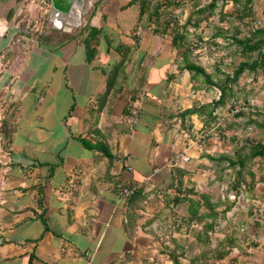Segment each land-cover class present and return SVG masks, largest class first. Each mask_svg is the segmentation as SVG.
Segmentation results:
<instances>
[{"label": "crops", "instance_id": "1", "mask_svg": "<svg viewBox=\"0 0 264 264\" xmlns=\"http://www.w3.org/2000/svg\"><path fill=\"white\" fill-rule=\"evenodd\" d=\"M129 1L91 6L84 0L76 17L61 10L66 19L56 21L60 28L46 29L49 10L40 0H0V264H82L86 253L92 264H173L170 255L181 264H205L208 242L192 230L189 200L176 203L189 186L184 181L179 193L175 169L184 170L182 181L198 172L210 178L202 189L209 206L200 221L203 233L214 222L219 235L223 212L215 205H223L225 194L232 199L227 217L240 221L262 213L264 167H252V182L241 187L228 189L224 179L239 168L228 163L235 158L242 115L229 114L226 100L212 117L182 116L193 105L216 100L220 91L180 68L183 54L173 46L170 28L153 31L162 30L166 17L181 28L210 0H149L141 19L139 3ZM243 1H217L209 16L197 13V26L186 28L184 44L192 29L212 41L215 50L191 52L189 59L213 79L231 73L224 70L230 56L223 54L230 53L234 37L245 36L249 17L263 16L264 0H250L249 11ZM158 4L156 19L151 12ZM35 17L42 19L41 32L15 41ZM92 28L99 32L90 40L95 51L88 59L85 38ZM123 47H129L123 68L113 74ZM249 98L260 102L255 94ZM131 105L139 110L135 124L129 123ZM219 131L234 135L225 139ZM81 139L106 144L111 157ZM176 155L188 160L173 161ZM213 162L218 166L211 168ZM118 181L134 186V193L120 198ZM245 202L249 210L241 214L238 205ZM208 214L216 215L214 221Z\"/></svg>", "mask_w": 264, "mask_h": 264}, {"label": "rangeland", "instance_id": "2", "mask_svg": "<svg viewBox=\"0 0 264 264\" xmlns=\"http://www.w3.org/2000/svg\"><path fill=\"white\" fill-rule=\"evenodd\" d=\"M133 4V3H131ZM222 5V2L219 0V6ZM258 3L257 1L254 2V7L258 9ZM262 5H260L261 8ZM264 17L261 15H258L256 17L252 16L249 17L246 22V25H248V28L246 25L243 27V34L247 35L248 32L252 30L253 25L257 21H263ZM231 31V30H230ZM188 39L194 36L202 35L204 36V33H200L196 29H192L189 32ZM209 38V36H208ZM210 39V38H209ZM208 39V42L211 40ZM221 46H224L223 44H219ZM229 49V48H228ZM212 50H215V47L212 46ZM230 53H224L223 55H229V59L225 60L224 62V70L232 72L231 70L233 67H235L240 59V56L243 58H250L255 57L256 53L253 52L249 57H245L242 54L241 48H237V45L235 42H231L230 46ZM235 50V53L233 52ZM216 62H212L214 64ZM242 80L244 83L241 84L240 82H236L234 88L236 89L235 92H233V96L229 97L227 99L226 108L230 104L232 100H241L248 102L250 100L249 97L252 98L253 94L257 96L259 102V105L264 106V72L256 71L255 73H249L247 71L243 72V74L239 77V80ZM247 84H249L247 86ZM241 85V86H240ZM233 89V88H232ZM227 111V110H225ZM254 122L257 124L256 127L260 128L257 129L255 126H253ZM240 123V129L235 134L236 140L234 143L236 144V148H241L243 152L248 151V146L250 144H253L256 141H260L264 143V116L263 115H256L253 116L251 113H244L242 117L239 119ZM244 124V125H243ZM261 125V126H260ZM1 128V126H0ZM203 132H200L201 134ZM217 135H224L225 139L226 137H231L234 134H224L217 132ZM219 137V136H218ZM198 139L204 140V138L198 136ZM200 142V143H201ZM222 163H220L221 165ZM258 165L263 168L264 167V159L263 160H257L253 159L246 163L245 167L241 170V176L239 179H241L240 184H237V174L236 172H228L224 179L228 184V189L230 187H241V183H249L252 182V177L250 175V169H253L254 167L257 168ZM218 166V163H211L210 167ZM253 167V168H252ZM260 173V172H258ZM195 176L190 175V177H185L183 182L189 186L187 189L192 190V193L188 195V198L190 199H198L200 198V204L199 207H197V212L204 215V213H207L209 210V206L205 205V199L204 194H202V189L204 188L205 181L207 180L206 177H203L200 175V172L197 174H194ZM218 175V174H217ZM216 175V176H217ZM264 175V174H263ZM261 176V173L258 175V177ZM222 177V176H221ZM210 181V178L208 177V180ZM213 181V180H211ZM237 185H236V184ZM187 187V186H186ZM233 188V189H234ZM211 192V191H210ZM224 191H222L223 193ZM205 193V192H203ZM213 193V192H212ZM203 195V196H202ZM217 195L216 193H213V197L215 198ZM221 196V195H220ZM264 198V196H262ZM216 199V198H215ZM221 199V198H219ZM232 200L229 198L228 194H225V200H223V205H215L216 208L222 209L221 212H223V218L222 216H218V220L216 222L217 227H219V235H216L213 233L212 230H210V233H203L202 229V223L200 222V219L193 220L194 226L192 227V230L195 232H199L203 238L206 237V241L208 242V247L205 250V254L202 256V261L205 264H264V209L262 210V213L260 215H256L255 219L249 218L244 219L243 217L240 218L242 220L239 221L238 217L236 215L233 216H226V209L231 208L230 204H226ZM211 201L209 200V203ZM264 202V201H263ZM212 203V202H211ZM183 209H185L186 204L182 205ZM249 210L248 203H240L238 205V212H241V214L247 213ZM262 215V216H261ZM261 219V221H260ZM204 220L210 221L205 218ZM215 224V226H216ZM257 225V226H256ZM214 230V229H213ZM200 250H194V253H199ZM225 252L226 255L218 259L217 255L218 253Z\"/></svg>", "mask_w": 264, "mask_h": 264}, {"label": "trees", "instance_id": "3", "mask_svg": "<svg viewBox=\"0 0 264 264\" xmlns=\"http://www.w3.org/2000/svg\"><path fill=\"white\" fill-rule=\"evenodd\" d=\"M136 1L139 3V18L138 19H141V16L149 8L148 7L149 0H130L128 2V4L134 3ZM217 1H219V0H210V2L205 7H202L201 9H198V11H195L194 12L195 16L190 15L181 28H179L176 25L175 21L173 22V20H170V18L166 17L165 19H163L162 30L159 31L157 29H153V31L156 33L164 34L167 31V29L170 28L171 33H172V44H173V46L178 48V49L180 48V50H182L183 60H182V65L180 68L188 70L189 72H191L193 78L201 77L202 80L206 84L211 85V86H215L220 91L219 96L216 100H213L208 104H201L198 106L193 105L190 108L183 110L181 112L182 116H184L186 114H192V113H196V114L200 115L201 113L204 112V113H207L208 116L212 117V113H213L214 109L217 106L224 105L226 100L229 97L233 96L232 85L238 81L239 77L243 74V72H245V71H247L249 73H255L256 71L264 72V27H258L254 31L249 32L247 35H245L241 38H235L234 37V41L236 42V45L239 48H241L242 54H245L249 57L253 52H255L256 56L254 58L250 56V58L244 59V60L238 62L230 74L229 73H223L220 78L213 79L210 74L206 73V71L204 70V68L202 66L196 64L194 61L189 59V56L191 54V50L188 47V45L184 44L185 38H186V32H187L186 28L189 24L197 26V23H198L197 21L201 20V16L202 17L209 16L212 13L213 9L215 8ZM221 1L224 3L228 0H221ZM231 1H233L234 3L239 2V0H231ZM248 4H250V0H244L243 1V6H244L243 11H246V10L249 11L250 7L247 6ZM159 8H160V5L158 4L155 7H153V10L151 12V15L155 16L156 19H158L160 16ZM197 13L200 14L201 16L200 17L197 16ZM262 15L264 16V6L262 8ZM192 18L195 20V22L190 23ZM98 32H99V29H93L92 28V29H90L87 37L85 38V46H86V53H87L88 59H90L93 56V53L95 51V48L90 45V40H92L94 37H96ZM117 49L119 50L120 47H118ZM122 51H123L122 52L123 53L122 59L117 63V65H115L113 74L115 73V71L123 68V63L125 61L124 56L126 53H128L129 47H123ZM111 77H113V76L110 75V77H109L110 79L108 78L109 79L108 80V87L111 86ZM243 114H244V112L242 111L236 115L240 116ZM0 126L2 128V124ZM81 141L86 148L97 149V150L101 151L105 156L111 157V152L109 151V148L106 144L100 143V142L90 143V141H88L87 139H81ZM256 157L264 158V143H262L260 141H256L253 144H250L248 146L247 152H243L241 148H237L235 150V158H234V160L229 159L230 161L228 163V166H230V167L238 166L239 167L235 171L237 174V177H238L237 184H240V182H241V179H239L241 176V170L245 167L247 162L253 160ZM175 173L177 176V185L179 188V193L181 194L182 192L186 191L185 192L186 196L185 195L178 196L176 203L184 201V200H189V212H190L191 220L203 219L204 215L197 212V207H199L200 204H203V203H200L201 197L196 199V200L191 199V198L189 199L188 195L190 193H192V190L191 189L190 190L185 189V191L184 190L182 191L180 189L182 187V184H183L182 178H183V175L185 173L184 170L175 169ZM128 186H130V185H128ZM116 191L118 192L117 189H116ZM205 216H212L213 221L216 217V215H210V214L205 215ZM213 225H214V222L207 223L206 231L208 232V231L212 230ZM225 255H226L225 252L218 253L217 258L221 259ZM170 258H171L173 264H181L179 259H178V255H170Z\"/></svg>", "mask_w": 264, "mask_h": 264}, {"label": "built area", "instance_id": "4", "mask_svg": "<svg viewBox=\"0 0 264 264\" xmlns=\"http://www.w3.org/2000/svg\"><path fill=\"white\" fill-rule=\"evenodd\" d=\"M40 5L43 9L44 12L48 11L50 9L51 3L50 0H40ZM46 15V13H45ZM40 17H35L33 20L30 21L29 24L25 26V28L19 30V35L15 41H20L21 36H26L27 34L30 36L32 33H37L41 32L43 29V26L41 23ZM258 27H264V20L263 21H257L255 25H253L252 30L254 31ZM188 47L190 48L191 52L193 54H204L213 51L212 46L208 42L207 38L204 37H191L188 40ZM244 112V113H251L253 116L256 115H263L264 116V106H261L257 103L254 102H244L241 100H232L230 102L228 112L231 115H236L239 112ZM139 119V110L136 105H131L129 108V123L130 124H135ZM131 129V127H130ZM181 157L183 160H188L187 156H181V155H176L173 157V161H175V158ZM115 188L118 190V195L122 199H126L130 195L133 194L135 187L134 186H128L123 184L122 182H117L115 184ZM264 207H259L257 211L260 213ZM84 258V262L82 264H92V257L90 254L86 253Z\"/></svg>", "mask_w": 264, "mask_h": 264}, {"label": "water", "instance_id": "5", "mask_svg": "<svg viewBox=\"0 0 264 264\" xmlns=\"http://www.w3.org/2000/svg\"><path fill=\"white\" fill-rule=\"evenodd\" d=\"M97 0H91V6L95 5V2ZM84 0H50L51 6L49 9V14L47 18V28H55L58 29L60 28L58 26L59 23H56V21H59L61 23L62 18L66 19V15L64 14L67 12L73 13V16L76 17L77 13L79 11H82V5H83ZM65 5V7H64ZM63 10V11H61ZM58 19V20H57ZM74 20V19H72Z\"/></svg>", "mask_w": 264, "mask_h": 264}]
</instances>
